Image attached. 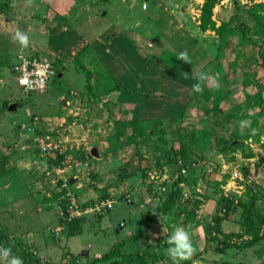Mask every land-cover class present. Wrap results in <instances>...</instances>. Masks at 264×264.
<instances>
[{"label": "rangeland", "instance_id": "1", "mask_svg": "<svg viewBox=\"0 0 264 264\" xmlns=\"http://www.w3.org/2000/svg\"><path fill=\"white\" fill-rule=\"evenodd\" d=\"M48 1L0 0V246L11 248L23 264H133L121 260L125 254L142 256V264H173L166 241L182 226L195 252L179 264H264V239L243 244L252 235L244 233L242 220L255 193L252 185L264 189V111L256 115L264 107V69L255 67L259 83L254 86L239 76L254 57L264 62V31L248 18V12L264 18V0L214 4L215 26L229 21L239 7H249L244 37L238 31L223 33L222 38L230 37L226 46L214 30L199 29L203 0H88L84 7L95 12L94 32L72 40L41 33L51 22L49 12L42 15ZM30 23L35 28L28 31ZM17 30L28 35L27 48L14 41ZM235 41L242 53L230 51ZM183 51L189 63L177 58ZM19 54L53 66L43 92L19 89L11 70ZM216 59L224 70L234 59L236 65L226 69V84L219 82V88L216 80L204 83L225 92L208 111L212 103L192 85L200 73H214ZM258 89L261 105L250 107L253 98L245 94ZM13 102L17 106L7 110L5 103ZM45 137L64 150L59 165L75 180L69 187L79 206L108 201L110 208L66 223L60 182L48 179L58 176L51 169L53 158L38 149ZM93 145L97 156L88 157ZM6 171L29 173L49 201L39 200L37 191L34 204L12 197L22 187ZM162 174L167 177L160 179ZM153 175L159 176L150 179ZM175 180L171 203L154 213ZM257 196L251 219L260 231L264 195ZM226 197L228 214L215 226ZM230 232L242 233L231 238L234 246L215 251ZM34 241L43 248L36 249Z\"/></svg>", "mask_w": 264, "mask_h": 264}, {"label": "trees", "instance_id": "2", "mask_svg": "<svg viewBox=\"0 0 264 264\" xmlns=\"http://www.w3.org/2000/svg\"><path fill=\"white\" fill-rule=\"evenodd\" d=\"M217 2H219V0H203L202 5L200 7V17H199V26H198L199 29L202 30V31L205 30V29L214 30V33L217 36H220V37L222 36L223 33H229L230 31H238V32H240L241 37H244V35H243L244 30L248 29L249 26H250L249 24H248V27H247V25L245 26V20L247 19L246 16H245V12H247V10H245L244 8H249V7L244 6V5L239 7L240 11L234 12V15L230 18L229 21L222 22L218 26H215L214 21L211 19V9L214 6V4H216ZM248 13H249L248 18H249V20H251L250 22L252 24H254L256 22V24H258V26H260L262 28V30L264 31V18L261 17V16H258V15H255V14H253L251 12H248ZM229 38L230 37H229L228 34L227 35L224 34L223 38L222 37L220 38V40H222V45L223 46L227 45V41H228ZM240 43L241 42H238V41L237 42L236 41L233 42L232 43L233 45L230 47V51L232 53H242V51H240ZM249 54H251V51L249 52ZM30 56H32V55H30ZM215 61L216 62H215L214 73H212V75L207 73V76L210 79L211 83H214L215 80L217 81V79H216V77H217L218 79L221 80V81H219V82H221V84H226V79H225L226 77H224L225 73L227 72L226 69H228V67H229V69L233 68V70H234L235 69V65H236V60L234 59L233 62H231L229 65H227V68L225 70L223 69L222 63L220 64L217 61V59ZM249 64H250L249 69H246V70H245V68L243 70L239 69V71H240L239 76L240 77L242 76L241 77L242 79L250 80L248 82L247 86L248 85H253L254 86L255 84L259 83V81L256 78L255 67L257 65L258 66L261 65L260 68L264 69V67H262L264 65V62L262 61V62L258 63L257 58L254 57L253 61L250 62ZM12 74H14L13 71H12ZM251 75H252V78L249 79V77ZM197 82L198 81L196 79H194V84L197 83ZM204 83L208 84V81H206ZM212 87H213V85H209V86L206 87L205 84H203V92H202V94L201 93H197V95H199L200 98L203 101H210L212 103V106H210L208 108V111H214L215 110V106L217 104H219V100L225 94L224 90H222V89L221 90L217 89V90H213L212 91L211 90ZM259 93H260V91L258 89L255 92L246 93L245 94L247 99H252L253 98V101H252L250 107L260 106L261 105V100H260L261 97L259 96ZM8 105H9V103H5L6 107ZM263 111H264V107L261 106L260 110L256 112V115L259 116L261 113H263ZM245 138H247V136H245ZM38 149H39V147H38ZM172 153H173V151H172ZM86 155L88 157L90 156L89 150H87ZM62 158H64V153L56 155V157L53 158L51 160V162L54 163L55 165L56 164L59 165L60 164L59 161ZM180 173H182V172H180ZM183 173H185V172H183ZM90 177H92V175H90ZM178 184H179V181H177V180L172 182V184L170 185V188L168 190L169 192L167 191L168 194H167L166 199H164L160 204L157 205V207L155 208L156 212H154V213L158 214L159 212H164L167 209V207L169 206V203H171V199L173 198V196L176 193L175 188H177ZM252 186L254 188L255 193L253 192L252 196H250L249 200H247V204H246L245 211H244L245 213L243 214V217H242L243 225L245 226V229H246V231H244V233L246 235H252L251 238H249V240H247L246 242L243 243V244H246V245L247 244L249 245V244L258 242L261 239H264V229H262L260 231H255L254 230V226H253V221L251 219V209L253 207L254 202L258 198L257 194L261 193V195L263 196L264 195V189L260 185H258L256 183H254V185H252ZM221 201L223 203L221 205L223 207V214L215 217V220H214V225L215 226L217 224H219V222L224 220L226 218L227 214H228V207H229V202H230L229 198H227V197L226 198H221ZM64 216H66V214ZM80 219L81 218H73V219H70L69 221L67 220L66 223H68V224L69 223L77 224V223L80 222ZM214 230H217V229H214ZM241 233L242 232H238V233L230 232V233L224 234V239H222L221 242H219L218 244L215 245L214 250L217 251V252H222L224 249H226V248H228L230 246L231 247L234 246V243L231 241V238L240 236ZM237 246L240 247V246H243V245L242 244H238ZM110 255L111 254H109V253L105 254L104 256H102L101 259L105 260L108 257H110ZM121 260L123 262H125V263H133V264H140V263L142 264L144 262V258L142 256L134 255V254H125V255L122 256ZM36 263H37V260H36ZM186 263L187 262H184L183 264H186Z\"/></svg>", "mask_w": 264, "mask_h": 264}, {"label": "built area", "instance_id": "3", "mask_svg": "<svg viewBox=\"0 0 264 264\" xmlns=\"http://www.w3.org/2000/svg\"><path fill=\"white\" fill-rule=\"evenodd\" d=\"M11 69L13 70L15 81L23 93L43 92L46 88L49 77L53 74V66L50 64V62L25 54H19L16 56ZM47 138L48 137L40 139L38 147L41 153L49 154L52 158H55L56 155L64 153V150L60 146L52 144ZM51 166L52 171L58 176L56 179L51 180L50 178L49 181L56 183L58 181L60 182L58 186L60 188L58 190L61 194L60 196L65 201L67 219L80 218L82 214L93 213V211L100 212L101 210L111 207V203L108 201H101L99 203H93L92 205H82V207H80L75 193L67 187L69 177L71 176L63 175L65 171L63 169L64 166L60 167L58 164ZM185 170L186 168H181L182 173L185 172ZM48 171L49 170H46L43 173L48 175ZM162 175L163 176L160 179L167 177L166 174ZM158 176L159 175L150 176V179L158 178ZM236 176V172H231V178H235ZM157 185L160 191H164L163 186H159V184Z\"/></svg>", "mask_w": 264, "mask_h": 264}, {"label": "crops", "instance_id": "4", "mask_svg": "<svg viewBox=\"0 0 264 264\" xmlns=\"http://www.w3.org/2000/svg\"><path fill=\"white\" fill-rule=\"evenodd\" d=\"M85 1H88V0H49L47 3H44L42 9H44L46 5H47V8L42 11L43 12L42 15H44V12L46 11L49 12L47 14L50 15L51 22L48 23L47 25H43V29H41V33L51 34L53 31V34L51 35V37L54 38L55 36V37L64 38V39L70 38V40L74 39V37L79 38L83 34H86V36H88V34L93 33L94 32L93 29L95 27L94 26L95 24L93 23H95L96 21V18L94 16L95 12L90 11L89 9L84 7L85 5H87ZM96 17L98 18L99 16H96ZM44 19L46 20L45 17ZM100 19L101 18H99V20ZM31 27H34L32 23H30L29 25L28 24L26 25V29L28 31L31 30ZM5 173L8 175V178L18 181L16 182V185L18 186L20 185L22 187V191L17 192V194L12 193V197L19 198L20 196H22L30 200V202L34 204V202L37 199V197H34L37 191L38 193L36 194H39V197H38L39 200L42 199L43 202L49 201L48 198L47 199L45 198V197H48V194L46 193L45 197L41 195L43 191L38 190L39 189L38 183L34 182V179L31 177L29 173L25 172L24 174H21V176L17 172L6 171ZM7 175L4 174L5 177H7ZM69 178H71L72 181L69 182L68 180V184H67L68 189H70L69 186L73 185L75 181L72 177H69ZM48 179L50 180V178ZM22 183H24L25 185L23 186ZM75 195L77 198L78 197L77 194ZM32 207L33 205H31V208ZM34 210L35 209H31V211H34ZM11 218H12V214H11ZM9 220L11 219L9 218ZM11 229L14 230V227H11ZM33 246L36 249L37 248L41 249L43 248V243L34 241Z\"/></svg>", "mask_w": 264, "mask_h": 264}, {"label": "clouds", "instance_id": "5", "mask_svg": "<svg viewBox=\"0 0 264 264\" xmlns=\"http://www.w3.org/2000/svg\"><path fill=\"white\" fill-rule=\"evenodd\" d=\"M14 41H18L23 48L29 46V37L26 33L17 30L13 37ZM177 58L185 63H189L190 59L186 51L180 52ZM198 81L192 85V91L195 93L203 92V84L208 81L205 73H200L195 77ZM215 87L219 88L220 84L217 80ZM246 126V125H245ZM254 131V130H253ZM155 233H149V236H155ZM165 254L172 260L173 264H179L180 261L188 260L195 252L190 233L182 226L175 227L170 235H168ZM0 262L3 264H23V260L12 254L11 248L0 246Z\"/></svg>", "mask_w": 264, "mask_h": 264}, {"label": "water", "instance_id": "6", "mask_svg": "<svg viewBox=\"0 0 264 264\" xmlns=\"http://www.w3.org/2000/svg\"><path fill=\"white\" fill-rule=\"evenodd\" d=\"M10 2L12 3L13 0H10ZM16 106H17V103H16V102L10 103V104L7 106V110L10 111V110L14 109V107H16ZM89 153H90L91 155H93V156H97L95 145H93V146L90 148ZM71 181H72L71 178H69V182H71Z\"/></svg>", "mask_w": 264, "mask_h": 264}]
</instances>
